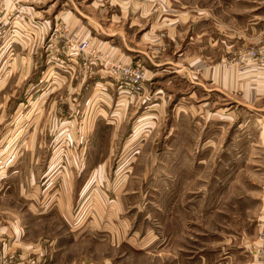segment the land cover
<instances>
[{
	"label": "rangeland",
	"instance_id": "obj_1",
	"mask_svg": "<svg viewBox=\"0 0 264 264\" xmlns=\"http://www.w3.org/2000/svg\"><path fill=\"white\" fill-rule=\"evenodd\" d=\"M89 2L0 0V264H200L193 225L204 219V248L214 251L210 242L223 236L224 254H231L259 227L253 213L247 215L257 207L250 197L263 192L252 181L264 180L263 152L253 155L263 147L257 119H264V105L258 110L244 106L246 99L233 102L238 97L232 92L194 91L199 75L189 76L188 64L185 77L181 41L160 61L161 81L152 85H160L166 101L145 103L124 119L123 106L109 118L115 104L100 100L97 90L90 103H79L82 77L90 78L81 63L82 73H75L70 44L79 37L97 44L99 38L85 25L86 34L73 29L63 16L76 18V5L85 10ZM99 5L103 18L97 15L94 25L123 22L120 0ZM143 69L149 80L151 72ZM43 88L49 92L40 98ZM189 89L191 98L171 95ZM201 97L213 98L202 106L208 119L223 121L217 139L207 144L219 148L217 154L201 151ZM140 115L145 118L138 121ZM105 119H122L123 129L114 131ZM128 136L122 162L117 153L110 170H92ZM206 262L214 264L215 257Z\"/></svg>",
	"mask_w": 264,
	"mask_h": 264
},
{
	"label": "crops",
	"instance_id": "obj_2",
	"mask_svg": "<svg viewBox=\"0 0 264 264\" xmlns=\"http://www.w3.org/2000/svg\"><path fill=\"white\" fill-rule=\"evenodd\" d=\"M93 1L96 2L93 4ZM99 1L101 0H90L89 4H86L85 10L79 8L81 6L79 3L76 5L80 13L79 16L73 18L72 15L67 14L63 17L68 19L73 29L86 34V29L83 28V25H85L88 31L94 32L95 37L99 38V41H97L99 48L102 51L113 53L115 59L112 57V60L119 58L126 64L142 66L146 69V72L147 70L151 72V76L149 80L146 77L148 83L145 82L142 93L128 94L120 91V88L111 79L110 81L106 80L107 73L113 78H115V75L111 72V66L100 59L91 65L90 71L84 68L90 79L82 77V83L86 82V86L83 89V94H78L76 97L79 103L82 102L81 100L90 103L93 93L97 90L100 100L106 98L109 99L111 104H115V107L111 106V110L109 109V118L110 116L111 118L118 116V109L123 106L124 119L126 115H136L145 103L149 104L148 107H153L159 105L162 101H166L160 85H156L154 88L152 85L161 81L160 61L164 57L169 58L170 50L171 53H174L176 42L181 41L185 77L188 73V64L189 76L192 75V72H194L192 76L195 79L197 78L195 72L199 75L197 79H199L200 87L196 86L193 88L194 91L197 89L221 95L226 94L225 92H232L238 97V101L233 100V102H241L246 99L247 104L244 106L248 108L259 110L263 107L264 65H254L250 59L241 62L240 56L249 48L264 44V0H260L263 1L262 4H255L256 0H247V2L233 0L228 4H224V0H183L179 3H176V0H120L123 22L121 21L119 26L114 25V22L110 25H102V23H98L99 26L94 25L97 23L96 16L101 15L103 8L102 5H99ZM70 11L71 14L75 15L77 10ZM101 18L103 17L100 16L99 19L101 20ZM114 42L119 45L117 49L112 46ZM71 59L75 73L76 71L82 73L79 64L80 57H74L73 55ZM163 63L170 64V61ZM163 69L166 68L163 67ZM193 89L178 94L171 92V95L173 97L176 95L175 99L181 94L191 98L194 95ZM45 91L46 94L49 92L48 89L44 90L43 88L40 98L45 94ZM117 93L119 98L123 97V102L120 103L119 98L117 101L115 100ZM212 99L211 97L210 99L201 97L199 101L200 116L203 118L199 119V122L204 129L203 132L199 133V138L206 143L205 147L201 148V151L204 149L205 152L209 149L214 150L207 144L217 139L223 124L222 119H208V115L203 111L202 106L213 102ZM98 109L102 110L103 108L98 107ZM217 111L212 114H216ZM142 116L140 115L136 119L140 121V119L145 118V116ZM59 117L61 118V116ZM80 120L83 122L86 119ZM257 121H262V124L258 127L257 139L263 147L255 148L253 155L257 152H263L264 155V119H257ZM104 123L108 125L115 124L113 125L114 131L122 130L124 124L122 119L118 121L116 119L115 121L105 119ZM148 126L150 125L147 124ZM145 127L143 126L141 130H145ZM132 134L134 133H130V136ZM139 134L140 132L135 131L134 135L139 136ZM113 136L117 137V133H114ZM129 139L128 136L124 145L122 138L119 144L110 146L107 155H104L92 170H110L109 166L113 165L111 158L116 156L117 153L121 155L122 162L123 156L129 155V151L126 149V143ZM218 149L216 148L212 152L217 154ZM99 156L101 157V154ZM252 167L255 169L256 166L252 165ZM252 184L254 186L258 184L260 187L263 185V192L250 197L251 203L257 205V207H254L251 213L247 215L248 217L253 213V217L259 222V227L255 228L246 237H242L241 241L236 244L237 248H233L234 251L231 254H224L225 245L223 236L220 235V238L210 242V245L215 247L211 248L214 251L204 248L207 246L208 240L207 222L205 219L203 222L202 220L199 221L198 225L193 226L196 229L195 234L200 237L199 244L202 249L200 252L202 253L200 255L201 259H199L200 264H207L206 260L209 256L215 257L214 264H264V180L257 181L254 179ZM188 221L191 222L192 220L189 219ZM208 225L210 226L209 223ZM189 229L191 235V228ZM231 241L236 243V239H230ZM192 242L196 244V240ZM190 247H192V244ZM188 252H190L189 258L191 259L192 252L190 250Z\"/></svg>",
	"mask_w": 264,
	"mask_h": 264
},
{
	"label": "built area",
	"instance_id": "obj_3",
	"mask_svg": "<svg viewBox=\"0 0 264 264\" xmlns=\"http://www.w3.org/2000/svg\"><path fill=\"white\" fill-rule=\"evenodd\" d=\"M71 47L74 49L76 57H80V63L85 69H91V65L101 59L111 66V72L118 81L120 91L128 94H139L144 90V84L147 81L145 71L142 66L126 64L123 60H112L111 53L105 52L99 46L88 39V37H79L76 41H71ZM241 62L247 59L253 61L254 65H264V44L251 47L242 53Z\"/></svg>",
	"mask_w": 264,
	"mask_h": 264
}]
</instances>
